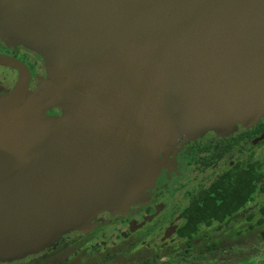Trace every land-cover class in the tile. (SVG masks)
<instances>
[{
	"label": "water",
	"instance_id": "95a60500",
	"mask_svg": "<svg viewBox=\"0 0 264 264\" xmlns=\"http://www.w3.org/2000/svg\"><path fill=\"white\" fill-rule=\"evenodd\" d=\"M0 34L98 97L39 78L23 104L29 71L0 55L18 70L0 95V260L60 233L78 197H132L153 183L158 153L120 128L152 141L147 129L224 133L264 108V0H0ZM55 104L62 116L44 112Z\"/></svg>",
	"mask_w": 264,
	"mask_h": 264
},
{
	"label": "flooded vegetation",
	"instance_id": "af4514ba",
	"mask_svg": "<svg viewBox=\"0 0 264 264\" xmlns=\"http://www.w3.org/2000/svg\"><path fill=\"white\" fill-rule=\"evenodd\" d=\"M0 54L16 59L27 67L28 90L32 88L36 91L42 74L34 72L25 58L35 57L36 62H41L40 56L1 34ZM1 71L0 95L10 92L18 80L16 68L6 67ZM44 112L48 116L62 115L61 107L57 104L46 107ZM255 125L251 129L224 133H195L196 136L189 138V141L182 136L180 140H184V143L178 146L175 161L165 157L161 163L158 162L159 172L153 183L144 190L148 197L139 204L134 203L136 206L131 204L133 207L121 219L106 221L109 230L95 235L94 238H100V241L92 243L99 244L103 251L107 244L115 245L120 240H127L138 231L148 232L149 238L159 233L158 241L154 244L148 242L149 239L142 241L151 248L150 255L131 264H215L221 262L220 258L232 261L246 259L250 251L264 248L263 245L239 250L233 253L234 257L227 255L215 242L205 244L202 249H194V243L202 231L221 227L232 217L249 209L251 212L244 218L248 222L246 229L251 231L264 227V119ZM231 207L233 210L229 213ZM101 216L108 217L109 213L104 212ZM188 216L195 217L198 228L190 234H183V231H188ZM161 219L163 224L158 225ZM182 242L187 245L186 254L168 258L167 253ZM215 253L219 254L218 260L213 257ZM109 255L105 252L101 260L91 259L84 264H107L105 261ZM12 261L3 264H12ZM252 261L264 264L260 256L257 261Z\"/></svg>",
	"mask_w": 264,
	"mask_h": 264
},
{
	"label": "rangeland",
	"instance_id": "374dc122",
	"mask_svg": "<svg viewBox=\"0 0 264 264\" xmlns=\"http://www.w3.org/2000/svg\"><path fill=\"white\" fill-rule=\"evenodd\" d=\"M15 44L22 46L27 50H31L36 53V55L40 56L42 60L41 62H36L34 60L35 57L25 58L26 61L33 67L34 72H36L37 74H42V76H40L39 78L53 79L60 84L73 89L74 91L84 93L86 95L88 94L89 96L96 98L95 91L92 92L91 87L90 89L85 90V86L81 83V81L70 80L69 77H67L68 71L64 66L56 67L52 65L49 60L43 59V57H41V55L37 53L38 50H36V48L38 47L33 48L34 46L32 47V44L28 42H26V44ZM6 67L11 68L10 66L0 64V71L1 69L3 71ZM127 77L130 76L128 75ZM38 87L39 89H41L40 84ZM35 94L36 91L32 90V88H29L23 104L26 103ZM61 114L63 115L64 113L61 112ZM127 115L141 121L140 119L135 118V115H131V113H127ZM262 119H264V108L250 107L246 112H244L243 121L237 122L232 130H229V132L234 130L236 131L237 129L240 130L244 128H254L256 126L255 124L262 121ZM142 121L145 122L144 119H142ZM238 123H240V125ZM145 124L152 127L151 125L153 124V122L146 121ZM6 129L19 130L28 128H23L21 126L19 127L18 125L10 123ZM119 131L120 134L127 139L136 142H143L146 147L152 146V150L158 153L156 160L159 163H161L162 158L165 157H167L166 159H169V161H175V154L178 150V146H180V143H184V140L180 139L182 136H185V134L181 135L180 137L176 136V133H164L147 129L145 133H150V135H152V141L149 138L142 137V135L139 136L140 131L137 130L129 131L122 130L120 128ZM195 136L196 134L189 133L185 136L184 139H186L185 141H189V138L192 139ZM87 154L91 155L90 152H88ZM145 192L146 191L144 190L140 191V193L136 194L135 196L133 195L132 197L130 195L128 197H122L119 193H117L116 195L113 194L114 197L106 195L99 198L94 203L88 200H82L78 197L77 202H73L70 204L68 203L69 206H67V212L65 213V216H63V218L57 223L58 228L61 229V232L54 233V231L51 230L48 237H46L47 239L51 240H49L47 243L42 242L45 239L35 242V244H39L37 246H34L31 250L24 252L26 254L22 253L24 255H21L17 258H12V262H14L12 264H84L91 259L101 260V256L105 252H108L110 254L107 261H105L107 264H131L135 260H142L144 257L150 255L151 250L150 247H146L145 244H142V241L149 239L148 242L154 244L158 241L157 236L159 235V233L154 235L152 238L150 237V239L147 236L148 232L138 231L127 240H120L115 245L107 244L106 247H104L103 251L101 250L99 244H94L92 243V241L99 242L100 238L96 239L94 238V236L97 234L100 235V233L105 229L109 230L107 229L109 225L108 223H106V221L121 219V216H125L129 212L130 208L133 207L132 205L139 204L140 202L144 201L148 197L145 195ZM104 212H108L109 216H101ZM250 212L251 210L249 209L243 214L232 217L221 227L211 229L210 231H202L201 234L198 235L197 240L194 243V249H202L205 244L215 242L227 253V255L234 257L235 255L233 253L238 252L239 250H247L248 248L263 246L264 227H262L261 229L257 228L251 231L246 229V227L248 226V222L245 221L244 218ZM162 221V219L158 221V225H162ZM146 229L149 231L151 230V228ZM45 234L46 231H41L39 237ZM41 243H43L44 245ZM186 247L187 245L182 242L177 247H174L171 253H167L166 256L168 258H175L176 256H179V254H186ZM10 261V259H1L0 264ZM231 264L255 263L252 260L244 258L233 260Z\"/></svg>",
	"mask_w": 264,
	"mask_h": 264
},
{
	"label": "trees",
	"instance_id": "16d2710c",
	"mask_svg": "<svg viewBox=\"0 0 264 264\" xmlns=\"http://www.w3.org/2000/svg\"><path fill=\"white\" fill-rule=\"evenodd\" d=\"M234 202H239L237 200H234ZM233 210V208L231 207L230 210H229V213ZM201 218H199L200 220ZM187 227H188V231H183V234H190L192 231H196V229L198 228V224L197 222L195 221V217H192V216H188L187 217ZM259 256L262 257V262L264 263V248H260V249H256V250H253V251H250V253L248 254V258L246 259H252L254 261H257V259H259ZM213 257L215 258V260H218L219 259V254L215 253L213 255ZM218 258V259H217ZM261 259V258H260ZM13 259H11L12 261ZM221 262H216L215 264L217 263H225V264H231V259H219Z\"/></svg>",
	"mask_w": 264,
	"mask_h": 264
}]
</instances>
